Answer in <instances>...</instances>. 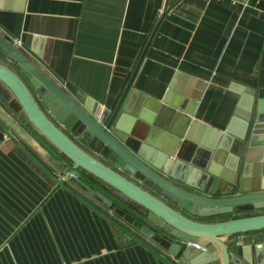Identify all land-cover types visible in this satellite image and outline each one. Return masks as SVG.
Listing matches in <instances>:
<instances>
[{
  "label": "crops",
  "instance_id": "crops-1",
  "mask_svg": "<svg viewBox=\"0 0 264 264\" xmlns=\"http://www.w3.org/2000/svg\"><path fill=\"white\" fill-rule=\"evenodd\" d=\"M0 34L68 96L104 107L135 75L156 100L170 87L197 95L193 118L224 132L242 99L231 86L264 99V0H0ZM31 152L51 175L0 128V264H165ZM236 239L223 240L239 252L264 244Z\"/></svg>",
  "mask_w": 264,
  "mask_h": 264
},
{
  "label": "water",
  "instance_id": "water-1",
  "mask_svg": "<svg viewBox=\"0 0 264 264\" xmlns=\"http://www.w3.org/2000/svg\"><path fill=\"white\" fill-rule=\"evenodd\" d=\"M134 76L110 107L73 98L0 34V128L50 174L38 153L59 187L90 197L165 264H264V244L239 252L225 241L264 231V214L206 222L264 210V99L231 86L242 99L220 132L193 118L197 95L170 87L156 100L136 92Z\"/></svg>",
  "mask_w": 264,
  "mask_h": 264
},
{
  "label": "trees",
  "instance_id": "trees-1",
  "mask_svg": "<svg viewBox=\"0 0 264 264\" xmlns=\"http://www.w3.org/2000/svg\"><path fill=\"white\" fill-rule=\"evenodd\" d=\"M257 214H264V210L263 211L244 212V213H238V214H234V215L222 216V217H218V218L209 219L206 222H220V221L230 220L233 218L250 216V215H257ZM263 233H264V231H258V232L245 233V234H241V235L263 234ZM235 236H238V235H235ZM235 236H232V237H235Z\"/></svg>",
  "mask_w": 264,
  "mask_h": 264
},
{
  "label": "built area",
  "instance_id": "built-area-1",
  "mask_svg": "<svg viewBox=\"0 0 264 264\" xmlns=\"http://www.w3.org/2000/svg\"><path fill=\"white\" fill-rule=\"evenodd\" d=\"M236 238H237L236 239L237 243L251 242L250 245H252V243L255 242V241H259V242L264 241V233L263 234H258L257 237L252 239V240H249L248 235H238V236H236ZM193 247L196 248V249H200L199 246L196 245V244H194ZM201 250H204V249H201Z\"/></svg>",
  "mask_w": 264,
  "mask_h": 264
}]
</instances>
